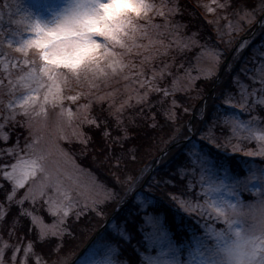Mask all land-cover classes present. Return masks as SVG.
Returning <instances> with one entry per match:
<instances>
[{
    "label": "snow or ice",
    "instance_id": "obj_1",
    "mask_svg": "<svg viewBox=\"0 0 264 264\" xmlns=\"http://www.w3.org/2000/svg\"><path fill=\"white\" fill-rule=\"evenodd\" d=\"M0 264H264V0H0Z\"/></svg>",
    "mask_w": 264,
    "mask_h": 264
},
{
    "label": "rangeland",
    "instance_id": "obj_2",
    "mask_svg": "<svg viewBox=\"0 0 264 264\" xmlns=\"http://www.w3.org/2000/svg\"><path fill=\"white\" fill-rule=\"evenodd\" d=\"M29 2H31V0H24L25 4ZM51 163L54 167H60L61 169L67 171L71 175L72 180L75 182V184L78 185L79 188L87 194L91 184V177L88 175V172L86 170H83V172L76 171L75 169H73L71 162L65 163L62 159L56 156L51 157ZM79 168L82 169L80 166ZM242 199L245 203L255 201V197L251 196L248 192L243 193Z\"/></svg>",
    "mask_w": 264,
    "mask_h": 264
},
{
    "label": "trees",
    "instance_id": "obj_3",
    "mask_svg": "<svg viewBox=\"0 0 264 264\" xmlns=\"http://www.w3.org/2000/svg\"><path fill=\"white\" fill-rule=\"evenodd\" d=\"M189 3L195 4L197 3V0H188ZM200 3H208L209 0H199ZM196 12L200 15L201 19H203V12L201 9H196ZM212 18V17H209ZM261 39L260 37H257V40ZM75 162L83 169L86 170L87 172L92 171L96 172V169L92 166L91 160L90 159H84L77 153L74 156ZM239 159H243V157H239Z\"/></svg>",
    "mask_w": 264,
    "mask_h": 264
}]
</instances>
